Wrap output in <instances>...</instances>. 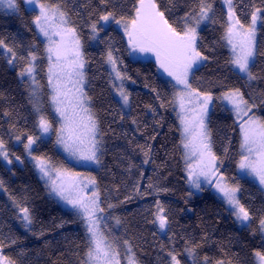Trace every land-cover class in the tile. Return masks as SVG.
<instances>
[{"label": "trees", "instance_id": "16d2710c", "mask_svg": "<svg viewBox=\"0 0 264 264\" xmlns=\"http://www.w3.org/2000/svg\"><path fill=\"white\" fill-rule=\"evenodd\" d=\"M44 2L61 5L82 41L86 60L85 91L92 98V107L103 133L101 163L94 171L102 201L116 205L106 209L105 214L122 221L117 238L132 242L140 264H168L167 252L170 250L181 253L182 264H192V258L184 251L188 242L200 245L196 253L201 260L207 256L213 263L231 260L232 264H256L254 251H264V238L259 232L257 219L264 215V190L250 178L238 176L239 128L233 112L216 97L229 89L239 88L245 99L251 97L249 103L255 101L259 105L253 111L264 119V55H258L255 60L252 71L258 79L250 84L226 63L230 50L222 46L220 39L227 11L223 0H212L216 23H207L199 32L203 39L198 40V47L208 59L194 72L190 83L193 88L213 95L207 114L212 148L223 160L220 171L239 183L241 202L254 214L250 227H239L227 206L210 187H204L199 194L189 195L179 120L175 105L169 103L174 96L173 82L159 71L155 62L133 60L126 38L116 26H104L100 37L91 39L89 24L96 21L99 14L114 10L117 15H130L134 0H109L107 5L100 0ZM157 2L162 9H171L165 12L170 22L179 21L186 12L198 8L197 0ZM233 5L239 19L247 26L251 13L256 8L264 9V0H233ZM19 7V12L15 13L0 9V39L13 47L18 55L26 56L34 46L40 57L36 63L38 80L44 92V111L56 128L57 121L48 101L47 61L43 59L45 45L32 23L36 13L26 9L22 2ZM109 44L119 50L114 51V55L123 62L121 71L131 77L124 81V87L130 93L127 113L110 83V70L105 62ZM256 46L259 53H264V27L261 24ZM22 66L23 62L9 65L0 50V137L5 140L10 155L14 153L23 160V163L9 167L0 157V179L6 189H0V238L6 245L10 239L17 241L4 247L3 254L15 259L17 264H80L86 250L82 222L48 193L36 169L27 160L24 145L15 141L18 134L23 143L26 141L23 134L39 135L35 127L37 114L28 88L18 76ZM157 92L160 99H157ZM161 100L165 107H160ZM4 112L11 115L5 116ZM133 120L137 123L133 124ZM54 136L37 143L33 153L49 157L54 164H63L66 161L55 146ZM152 136L155 139H149ZM148 144L152 148V158L144 164L139 146ZM137 181L140 192H147V195L141 197L133 191ZM149 181L167 191L157 195L154 189L147 188ZM126 197L131 198L126 200ZM13 198L30 208L34 218L30 231L20 226ZM157 200L165 206L171 221L166 236H161L157 226L149 222L152 219L149 210L154 211Z\"/></svg>", "mask_w": 264, "mask_h": 264}, {"label": "snow or ice", "instance_id": "6c2138e0", "mask_svg": "<svg viewBox=\"0 0 264 264\" xmlns=\"http://www.w3.org/2000/svg\"><path fill=\"white\" fill-rule=\"evenodd\" d=\"M172 0H169L171 3ZM31 5L30 11L36 15L32 23L38 33L45 39L44 57L47 61V82L51 89L50 103L55 113L59 116V127L54 128L52 122L43 114L38 90L41 87L36 80L37 60L40 59L34 46L26 56L18 55L13 47L0 39V49L7 58L9 65L15 66L23 62L18 76L21 80L27 77L35 88L30 89L33 98V108L37 114L35 127L39 135L23 134L26 143L24 149L40 173V178L45 180L50 194H54L66 205L71 206L76 217L83 223L86 234V250L80 264H140L134 246L129 239H119L112 235L108 227L109 217L106 209L116 207L111 203L101 200L99 185L95 177L86 176L54 164L47 156L33 155V148L37 142L49 134H55L56 145L63 148L68 156L77 162L101 163L103 154V133L100 131L99 121L92 107V98L85 91V64L86 60L82 51V44L77 28L73 26L67 13L59 3H45L44 0H25ZM107 5L109 0H100ZM198 8H192L182 16L179 21H172L165 12L171 9L161 5L157 0H134L130 15H117L116 12L105 10L98 15V19L89 24L91 39L97 40L104 26L114 23L122 28L127 37V45L131 53H141L155 57L160 69L174 81L176 89L173 99L169 101L178 105L180 111L179 128L181 133L180 145L185 151V171L188 183L194 188L203 191L202 184L212 185L219 199L227 206L230 214L241 227H250L254 222V214L241 202L238 195L241 188L233 178L226 177L220 172L223 160L212 150L211 131L206 120L208 106L213 100L209 92H201L193 88L190 77L194 79V72L199 65L208 59L198 47L201 25L216 23L212 0H197ZM227 6L226 21L221 36L222 46L229 48L230 58L226 61L233 70L238 72L249 84L258 79L252 68L259 53L256 46V28L259 21L264 27V10L256 8L250 16V23L246 26L236 14L233 0H223ZM0 5L19 12L18 0H0ZM103 42V41H101ZM111 44L105 53V62L110 65V83L124 106L129 105L130 93L124 87V81L130 80L126 72L121 71L122 60L114 55ZM134 82V81H133ZM155 92L156 90L153 89ZM157 99L160 94L157 92ZM216 99L230 105V111L235 114V123L239 128L240 156L236 161L238 170L255 178L264 186V119L255 115L254 108L259 107L253 101L245 99L244 93L239 89H229ZM264 103V98H262ZM160 107H165L161 100ZM155 112V109H152ZM5 116L11 115L4 112ZM122 118V117H121ZM133 124L137 121L133 120ZM14 127V126H13ZM20 134L15 136L20 141ZM149 139H155V136ZM143 152V163L147 164L152 158L151 145L139 146ZM227 148L224 149L227 153ZM0 157L8 164L13 160L23 163L20 156L10 155L5 140L0 137ZM143 173H141V179ZM147 188L154 189L158 195L167 189L157 188L149 181ZM0 189H4V181L0 179ZM6 191V189H4ZM141 197L139 181L133 189ZM191 195V193H189ZM126 197L125 199H130ZM14 199V198H13ZM18 209V219L26 230H31L33 216L28 206L14 199ZM152 216L150 223L157 226L160 232L170 230L171 221L166 214L165 206L158 200L155 202L154 211L149 210ZM115 224L122 221L113 217ZM258 219V228L264 237V215ZM206 239V237H205ZM16 239H10L6 245L0 238V264H17V261L3 254L6 246L16 244ZM199 244L188 242L184 251L192 258V264H213L209 257L199 259L196 249ZM163 247V246H162ZM168 264H182L181 253L168 251ZM256 264H264V251L255 250L253 253ZM214 264H232L231 260H217Z\"/></svg>", "mask_w": 264, "mask_h": 264}, {"label": "rangeland", "instance_id": "374dc122", "mask_svg": "<svg viewBox=\"0 0 264 264\" xmlns=\"http://www.w3.org/2000/svg\"><path fill=\"white\" fill-rule=\"evenodd\" d=\"M20 2H22V4L24 5V7L26 8V9H30L31 8V5H28L27 3H25V0H18V4L20 5ZM226 6V5H225ZM20 8V7H19ZM226 8H227V6H226ZM0 9L3 11V12H6V13H15V11H13L12 9H9V8H7L6 7V5H0ZM262 10H264V9H262ZM111 25H114V26H116L122 33H123V30H122V28H120L119 26H117V25H115L114 23H110ZM109 24V25H110ZM259 25H260V22L258 21L257 22V28H256V45H257V35H258V27H259ZM35 26V25H34ZM74 26V25H73ZM105 26H107V25H105ZM205 25H201V29L204 27ZM36 28V27H35ZM36 31H37V29H36ZM37 34H38V36H39V38L41 39V41L44 43V45H45V43H46V41H45V39L38 33V31H37ZM123 35H124V33H123ZM125 36V35H124ZM125 38H126V41H127V37L125 36ZM81 39V38H80ZM81 44H82V41H81ZM45 47V46H44ZM2 52L4 51L3 49H0ZM82 51H83V47H82ZM84 53V52H83ZM130 54H131V58L133 59V60H151V61H153V62H155L156 63V60H155V57L154 56H151V55H145V54H141V53H131L130 52ZM85 57V56H84ZM204 62V61H203ZM203 62L200 64V65H202L203 64ZM156 65H157V67H158V69H159V71L166 77V78H168V79H170L173 83H174V81L172 80V78L171 77H169V76H167V74L163 71V69H160L159 68V66H158V64L156 63ZM199 65V66H200ZM13 66V65H12ZM107 66H108V68H109V70L111 71V69H110V65H108L107 64ZM47 67V66H46ZM46 72H47V69H46ZM84 72H85V88H86V83H87V80H86V64H85V68H84ZM18 73H19V71H18ZM35 76H36V80L38 81V83H39V85L41 86V83L39 82V80H38V76H37V71H36V73H35ZM20 78V77H19ZM191 78V77H190ZM22 81H24L25 82V84H26V86H27V88H28V92H29V96H30V89L31 88H35V85H33L32 83H31V81L27 78V77H25ZM46 81H47V76H46ZM47 84H48V82H47ZM47 89H49V98H48V101L50 102V95H51V89H50V87H49V85H47ZM113 91H114V94H115V96L119 99V101L121 102V104H122V101H121V99H120V97L117 95V93L115 92V90L113 89ZM175 91H176V89L174 90V93H175ZM44 92H43V89H42V86L39 88V90H38V96H39V99L41 100V109H42V112H43V114L44 115H46V113H45V111H44V107H43V98H44ZM213 96V95H212ZM30 99H31V101H32V97L30 96ZM224 102V101H223ZM225 104H226V102H224ZM33 105V104H32ZM49 105L51 106V109H52V113H53V115H54V117H55V120L57 121V127L56 128H58L59 127V123H60V121H59V116H58V114L57 113H55V111H54V108H53V106L51 105V103H49ZM122 106H123V109H124V111L127 113L128 112V110H129V107H130V97H129V105L128 106H124L123 104H122ZM229 108L231 107L230 105H227ZM209 107V106H208ZM175 111H176V113H178L179 111H180V109H179V107H178V105H175ZM234 114V113H233ZM235 115V114H234ZM47 116V115H46ZM257 116V115H256ZM177 117H178V115H177ZM258 117V116H257ZM47 118H48V116H47ZM49 119V118H48ZM178 120H179V118H178ZM206 124H207V127H208V129H209V126H208V115H207V120H206ZM54 127V126H53ZM52 135H55V134H49V135H47V136H45L44 138H43V141H48V140H50L51 139V137H52ZM55 137V139H54V143H55V141H56V136H54ZM16 141V143L17 144H23L24 145V143H23V139L21 138V140L20 141H17V140H15ZM25 143H26V141H25ZM37 143H39V141L37 142ZM37 146V144L36 145H34L33 146V148L35 149V147ZM55 146L60 150V152L63 154V157H64V160L66 161V162H64L63 164H58V165H63L64 167H66V168H69V169H72V170H74V171H76V172H80V173H83V174H85L86 176H90V177H95V179H96V181H97V184H98V180H97V176H96V172L94 171L95 169H97L98 168V166H99V164H95V163H92V162H77L76 160H74V159H72V158H70L69 156H68V154L63 150V148L62 147H60V146H58V145H56V143H55ZM212 150H213V148H212ZM24 152H25V155H26V158H27V160L34 166V168L36 169V171H37V174H38V176H39V178H40V173H39V171L37 170V168L35 167V165H34V163H33V161L31 160V158L27 155V153H26V151H25V149H24ZM213 152H214V150H213ZM183 154H184V161H185V151L183 150ZM33 155H35L34 153H33ZM1 159L3 160V158L1 157ZM3 162L7 165V166H9V167H11L14 163H20V162H18V161H15V160H13V163L12 164H8L5 160H3ZM185 168V167H184ZM221 172V171H220ZM222 173V172H221ZM185 174H186V171H185ZM223 174V173H222ZM186 176H187V174H186ZM238 176L239 177H247V178H250L251 180H253L255 183H257L263 190H264V186H261L259 183H258V181L255 179V178H253V177H251V176H247V175H245V174H243V173H241L239 170H238ZM41 179V178H40ZM41 181L45 184V180H43V179H41ZM187 183H188V178H187ZM99 185V184H98ZM45 186H46V184H45ZM188 187H189V190H190V193H191V195H195V194H199L200 192H201V190H198V189H196V188H194L192 185H190L189 183H188ZM204 187H210L211 189H212V191L215 193V195L217 196V194H216V191H215V189H214V187L212 186V185H207V184H202V188H204ZM47 188V187H46ZM99 189H100V187H99ZM47 190H48V193L50 194V192H49V189L47 188ZM64 209H67V210H71V211H73L72 209H71V206H69V205H66L63 201H61L58 197H56L54 194H50ZM100 195H101V200H102V194H101V189H100ZM238 195H239V193H238ZM218 197V196H217ZM219 198V197H218ZM16 210H17V213H18V215H19V212H18V209L16 208ZM74 212V211H73ZM75 213V212H74ZM235 219V218H234ZM19 220V224H20V226L22 227V229H24L25 231H30V230H26L24 227H23V225H22V221L20 220V219H18ZM237 223V222H236ZM237 225L239 226V227H241V225H239L238 223H237ZM82 226H83V223H82ZM84 227V226H83ZM108 227L111 229V231H112V235L114 236V237H117V234H118V232H119V230H120V225H116L115 224V219H113V218H109L108 219ZM159 231V230H158ZM159 234L161 235V236H166L167 235V230L165 231V232H160L159 231ZM264 238V237H263ZM214 264V263H213Z\"/></svg>", "mask_w": 264, "mask_h": 264}]
</instances>
